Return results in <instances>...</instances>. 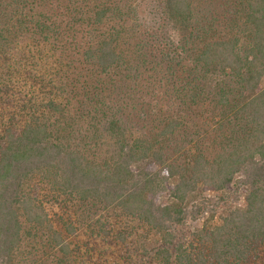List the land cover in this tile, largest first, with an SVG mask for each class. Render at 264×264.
<instances>
[{"label": "trees", "instance_id": "16d2710c", "mask_svg": "<svg viewBox=\"0 0 264 264\" xmlns=\"http://www.w3.org/2000/svg\"><path fill=\"white\" fill-rule=\"evenodd\" d=\"M39 248L264 264V0H0V264Z\"/></svg>", "mask_w": 264, "mask_h": 264}, {"label": "rangeland", "instance_id": "374dc122", "mask_svg": "<svg viewBox=\"0 0 264 264\" xmlns=\"http://www.w3.org/2000/svg\"><path fill=\"white\" fill-rule=\"evenodd\" d=\"M43 252H44V248H39V253H37L36 256L33 258L35 260V263L37 261H41L40 264H44L45 261L48 259L49 255H44ZM51 252H53V251H50V254H51ZM46 257H47V259H46Z\"/></svg>", "mask_w": 264, "mask_h": 264}]
</instances>
